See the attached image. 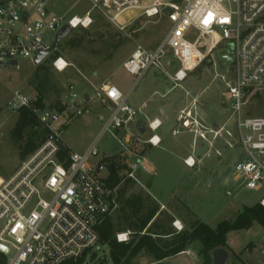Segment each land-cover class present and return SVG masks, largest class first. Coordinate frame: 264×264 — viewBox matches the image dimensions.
Listing matches in <instances>:
<instances>
[{"label":"built area","instance_id":"1","mask_svg":"<svg viewBox=\"0 0 264 264\" xmlns=\"http://www.w3.org/2000/svg\"><path fill=\"white\" fill-rule=\"evenodd\" d=\"M86 1L89 10L84 16L64 19L49 12L47 0H0V66L19 70L20 61L33 64L38 53L50 47L61 27L86 29L94 13L108 19L121 32L131 23L122 24L119 18L130 10H139L150 18L165 17L169 26L154 49L135 44L122 63V70L133 79L127 92L105 83L81 94L73 84H67L56 105L37 108L19 90L6 102V113L17 115L22 109L31 111L45 134L38 148L11 176L0 178L3 264H64L99 246L97 228L112 213L116 203L115 190L108 184L107 169V160L113 155L100 152L98 146L105 136L111 139L115 155L125 167V178L140 184L136 172L144 169L148 147L159 145L155 132L160 122L146 119L141 134L137 123L141 110L132 107L128 99L149 70L161 75L166 73L169 64L164 65L163 59L168 52L180 62V69L170 78L166 93L173 91L205 60L212 64L219 61L218 55L231 58L230 66L219 62L220 74L225 75L220 86L242 151L233 168L248 190L260 189L264 181V119L245 118L243 114L245 93L259 88L264 81V0ZM217 49L219 53L214 54ZM11 62L15 65L10 66ZM52 64L57 71L67 67L60 57ZM95 104L107 109L106 117L100 116L101 130L85 151H73L63 141L62 133ZM175 122L205 139V132L189 109L177 115ZM220 131L209 132L216 138ZM145 134L147 139L142 138ZM183 162L187 167L194 166L192 157ZM258 203L264 207V196ZM172 226L182 230L178 221ZM129 235V232L119 233L115 239L126 242ZM258 253L261 259L258 264H264V240ZM186 254L193 255L190 251Z\"/></svg>","mask_w":264,"mask_h":264},{"label":"rangeland","instance_id":"2","mask_svg":"<svg viewBox=\"0 0 264 264\" xmlns=\"http://www.w3.org/2000/svg\"><path fill=\"white\" fill-rule=\"evenodd\" d=\"M47 8L53 16L68 19L72 16H84L89 10V3L86 0H47ZM94 17H99L96 20L100 23L96 25L104 24V35L99 31L98 34L93 32L94 27L91 26L96 23L93 22ZM119 22L122 24L129 22L131 26L125 32H121L108 19L94 13L91 26L86 28L89 29L88 35L85 36L87 42L72 47L69 45L71 37L69 34L58 43L54 50L59 51L58 57L67 63V67L63 71L54 69L52 62L57 58H53L54 50L41 63L49 71V80L45 83L46 105H56L67 84H73L81 94H86L105 83L130 89L133 79L130 77V80L122 70V63L129 57L135 44L147 49L156 46L166 34L169 23L165 17H146L139 10L124 12ZM74 36L81 38L79 34ZM217 53L219 49L214 54ZM166 61H169L165 68L166 73L160 75L153 69L149 70L132 91L128 103L136 106L147 103L145 112L151 114V117L156 116L161 108L164 109L166 116L158 134L176 141L182 157L190 155L193 158L195 154L194 150L191 151L193 143L198 147L204 141L210 146L200 157L202 162L194 169H187L182 160L175 159L169 152H152L151 163L155 159L157 164L156 172L150 178L148 191L159 201L173 192L175 197L180 198L188 207L190 218L215 228L219 221L231 219L241 206L249 207L258 203L264 196V181L260 189L248 190L245 188V181L238 176L232 166L236 152L227 147V135L233 134L234 121L232 117L229 120V114L220 115L219 112L221 107L229 108L224 89L220 86L222 76H225L220 74L222 64L214 61L208 65L210 73H206L199 70L207 65L203 62L173 91L166 93L170 86V78L180 69V62L172 55L163 59L164 64ZM19 65V70L0 66V178L11 176L23 162L19 159L16 144L10 136L17 115L6 113L5 104L16 90L34 99L41 88L36 72L40 65L34 66L29 61H20ZM222 103L226 106H221ZM244 104L245 118L264 119V81L259 88L250 89L245 93ZM208 106L215 108V111L203 118L202 114L208 111ZM188 109L199 122L201 130L205 132V139H195L193 130L185 129L175 122L176 116ZM100 111L99 113L103 115L107 114L105 110ZM97 115L94 110H90L67 126L62 133V139L69 148L80 152L93 141L102 127ZM223 125L225 130L213 138L209 129L212 128L213 131ZM104 138L98 146L99 151L105 154L113 153L116 150L114 142L107 136ZM144 138L147 139L148 135L143 136ZM142 181H145V178L140 182ZM139 192L149 195L138 185H132L127 195ZM116 212L115 207L108 217L114 218ZM226 239L228 259L225 264L261 262L258 248L263 244L264 229L259 225L253 224L248 230L231 232ZM195 244L196 246L191 249L194 250L193 256L177 255L161 264H202V258L198 256L200 246ZM137 259L139 260L134 262L135 264L153 261L144 257ZM80 264H111L107 247L100 243Z\"/></svg>","mask_w":264,"mask_h":264},{"label":"trees","instance_id":"3","mask_svg":"<svg viewBox=\"0 0 264 264\" xmlns=\"http://www.w3.org/2000/svg\"><path fill=\"white\" fill-rule=\"evenodd\" d=\"M99 17L93 18L94 25H90L93 32L103 33L104 24L96 25ZM89 26V27H90ZM89 30V29H88ZM88 30L77 28L72 30L69 45L78 47L83 44ZM81 35L77 38L74 35ZM69 38V37H68ZM76 43V44H74ZM60 56L59 51H53V58ZM37 78L40 79V90L33 100V105L43 108L46 105V84L49 80L48 69L41 64L37 68ZM59 101L56 103L58 104ZM45 131L38 126L34 114L26 109L18 112L17 118L10 130L11 139L16 144L18 156L21 161L27 159L40 145ZM108 162V184L115 189L116 215L106 217L98 226L99 241L107 247L111 264H135L137 258L147 257L152 262H159L175 256L197 243L200 246L198 256L202 264H211V252L218 248L227 251V235L234 231L248 230L253 224L264 229V207L259 203L252 206H241L231 219L221 220L215 228L190 218L187 206L180 205L184 212V227L176 232L172 229L173 215L161 211L160 206L149 195L132 193L127 195L129 188L134 183L125 178L124 165L117 157H112ZM129 232L126 242H117L115 236L119 233ZM84 253L76 261L64 264H80L86 257ZM5 263V258L0 255V264Z\"/></svg>","mask_w":264,"mask_h":264},{"label":"crops","instance_id":"4","mask_svg":"<svg viewBox=\"0 0 264 264\" xmlns=\"http://www.w3.org/2000/svg\"><path fill=\"white\" fill-rule=\"evenodd\" d=\"M157 46V45H156ZM156 46H154L153 48H149L148 50H152V49H154ZM147 49V48H146ZM168 55H171V53L170 52H168V54H167V56ZM204 62H206L207 63V65H205L202 69H199L200 71H205L206 73H209V70H208V61L207 60H205ZM169 64V61H166V63L164 64V65H166V64ZM167 67V66H166ZM197 71V70H196ZM193 72V71H192ZM159 74V73H158ZM161 75V74H160ZM163 75V74H162ZM128 76V75H127ZM128 78L131 80V78H130V76H128ZM187 78V77H186ZM111 84H113V83H111ZM113 85H115V84H113ZM115 86H117L122 92H127L128 91V88L126 89L125 87H123V86H120V85H115ZM131 97V94H130V96H129V98ZM128 101H129V99H128ZM226 104L229 106V104H228V102H226ZM226 104L225 103H222L221 104V106H226ZM132 107H134V108H136V109H140L141 110V114L139 115V117L137 118V123H138V126L139 127H141V128H143V126H145L146 125V119L148 120V121H151V120H149V119H152V120H155V119H157V120H159V122H160V126H159V128L157 129V131L155 132V134H156V136H157V138L159 139V145H158V147H156V148H151V147H148V149L146 150V153H145V157H146V160L144 161V163H143V166H144V169H139L137 172H136V176H137V178H138V180H142V179H144L145 178V181H142V182H140V184H137V183H135V182H133L134 183V185H138V186H140L141 188L143 187V189L144 190H146L147 191V193L149 194V196H151L152 197V199H154L155 201H156V203L160 206V210L161 211H166V212H168L170 215H173V221H172V223L174 222V221H178L179 223H180V225L182 226V229H183V227H184V223H183V221H184V212L180 209V205L181 204H185L180 198H176L175 197V195L173 194V192H171L170 193V195L167 197V198H164L163 200H158L156 197H154V196H152L150 193H149V191H148V188H149V186H150V184H151V181H150V178H151V176H153V174L156 172V164H157V160H155L154 159V162L152 161V163H151V160H150V155H151V153L152 152H155V151H159V152H169L170 154H172L173 156H174V158L175 159H177V160H182V164L184 165V160L186 159V158H188V157H190V155H188V156H186V157H182V154H181V152H180V148L178 147V144H176V141H173V140H170V139H167L166 137H163V136H161V135H159L158 134V132H159V130L161 129V127H162V122H163V120L165 119V116H166V114H165V110L164 109H160L159 111H158V113H157V115L156 116H152L151 117V114H149L148 112H145L146 110L145 109H147V103H145V104H141V105H138V106H136V105H131ZM208 111L207 112H203V114H202V117L204 118V117H206V116H208L211 112H214L215 111V108H213L212 106H208ZM90 110H94L96 113H98V115H97V117H98V120H100V116H104V117H106V115H103V114H101V113H99V112H101L100 110H105L106 111V113H107V109H105V108H103V107H101V106H99V105H97V104H95V105H93L92 107H91V109ZM220 111V115H226V114H229V120H230V118H231V113H230V109L227 107V109L226 108H223V107H221L220 109H219ZM98 111V112H97ZM228 116V115H227ZM228 120V121H229ZM202 124V123H201ZM202 126H203V124H202ZM140 128V129H141ZM212 129V128H211ZM211 129H209V131L211 130ZM221 129V131L220 132H222L223 130H225V127H224V125L221 127V128H219V129H217V130H220ZM215 130V129H214ZM141 134H143V133H141ZM146 135H148V134H145V135H143L144 137L146 136ZM159 135V136H158ZM143 138V137H142ZM194 138L195 139H200L201 140V138L200 137H198L196 134H194ZM145 139V138H144ZM227 139H228V144H231L232 145V147H229L228 146V144H227V147L231 150V151H235L236 153H235V157H234V159H233V161H232V166L241 158V156H242V151H241V148H240V146H239V144H238V141H237V137H236V126H235V122H234V130H233V134L232 133H229L228 135H227ZM207 143V142H206ZM204 141H202V143L200 144V146H198L197 147V145L196 144H192L191 145V151H195V154L193 155V160H194V166L193 167H187L186 165H184L187 169H194L196 166L198 167L199 166V163L200 162H202V158H200V157H202L203 155H204V153L206 152V149H207V147H209L210 145L209 144H207V147H206V149L202 152V153H200V151H201V149H203V147L205 146V144H206ZM89 146V144L87 145V147ZM87 147H85L82 151H80L79 153H81V152H83V151H85V149L87 148ZM115 153H116V150L113 152V153H111L110 155H113L112 157H117L116 155H115ZM161 155V154H160ZM155 163V164H154ZM196 167V168H197ZM124 171V170H123ZM139 172H141L140 174H139ZM143 177V178H142ZM141 184L143 185V186H141ZM260 200V199H259ZM186 205V204H185ZM172 223H171V227H172V229L174 230V231H176V232H179V231H177L173 226H172ZM181 231V230H180ZM196 246V244L194 245H192V246H190L189 248H187L185 251H183V252H181L180 254H177L178 256L179 255H188V254H186V252L187 251H190L193 255H194V252H192V251H194V250H192L191 251V249L193 248V247H195ZM177 255H175V256H172V257H169V258H166V259H164V260H162V261H159V262H148L147 264H161L162 262H165V261H167V260H170V259H172V258H175ZM192 255V256H193ZM191 256V255H190ZM145 258H147V257H145ZM138 260L139 259H137V261H135V262H138ZM146 260V259H145Z\"/></svg>","mask_w":264,"mask_h":264},{"label":"water","instance_id":"5","mask_svg":"<svg viewBox=\"0 0 264 264\" xmlns=\"http://www.w3.org/2000/svg\"><path fill=\"white\" fill-rule=\"evenodd\" d=\"M71 31L72 30L67 25L61 27V29L56 33L54 40L51 42L50 47L45 51L39 52L38 55L33 59V65L39 66L52 53V51L56 48L58 43H60L66 36H68L71 33ZM217 60L223 62L226 66H230L232 62L231 58L227 55H218ZM14 65L15 62L10 63V66H14ZM140 133H144V128L140 129ZM206 147H207V143L205 144L203 149H201L200 153H202L206 149ZM235 164L233 166H235ZM227 259H228V253L223 248H218L211 252V264H225Z\"/></svg>","mask_w":264,"mask_h":264},{"label":"bare ground","instance_id":"6","mask_svg":"<svg viewBox=\"0 0 264 264\" xmlns=\"http://www.w3.org/2000/svg\"><path fill=\"white\" fill-rule=\"evenodd\" d=\"M59 65H62V62L61 61L59 62Z\"/></svg>","mask_w":264,"mask_h":264},{"label":"snow or ice","instance_id":"7","mask_svg":"<svg viewBox=\"0 0 264 264\" xmlns=\"http://www.w3.org/2000/svg\"><path fill=\"white\" fill-rule=\"evenodd\" d=\"M123 239V237H121Z\"/></svg>","mask_w":264,"mask_h":264}]
</instances>
